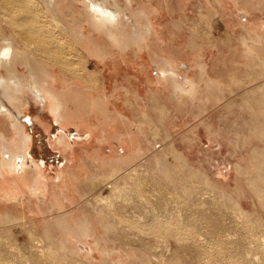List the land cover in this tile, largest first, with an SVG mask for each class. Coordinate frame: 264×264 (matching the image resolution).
Segmentation results:
<instances>
[{"label": "rangeland", "instance_id": "1", "mask_svg": "<svg viewBox=\"0 0 264 264\" xmlns=\"http://www.w3.org/2000/svg\"><path fill=\"white\" fill-rule=\"evenodd\" d=\"M27 1L32 4L35 2L33 4L35 7L30 5L32 11L36 10L37 12H34L39 17V21L38 17L36 18L38 25L35 27H40L41 20V26L48 30L46 32L51 31L48 33L51 35L49 39L47 33L45 35L47 44L43 40L41 43H37L41 40L37 39L38 35L35 36L37 40L34 39L37 41L36 44L33 40L34 34L31 38L33 42L30 37L28 38L25 32L30 33L31 26H28L27 30L25 28L26 31H22L11 27L0 18V30L6 37L14 38L17 47L24 53L27 52L25 53L27 57L30 55L29 57L32 59L45 62L54 71L55 94H69L67 96L69 101L66 99L67 107H65V112L68 110L66 116L69 121H57L49 107V101L47 100V105L42 104L33 100L31 95H25L22 98L27 104L24 114L18 115L17 111L10 107L15 116L18 115L16 118L24 126L30 142L26 159H23L22 153L16 156L15 170L12 174L17 177V180L12 179L10 172L5 174V178L0 176V212L10 213L13 217L24 219V223H26L24 225L27 226L22 224H17V226L15 222L0 224V264H56L57 261L58 264H65V262L66 264L67 262L69 264H264V68L262 67V70L260 67L256 68L261 73L242 74L241 79H235L233 84L237 86L235 90L226 88L227 85H223L225 86L223 88L208 90V85L217 84L215 79L222 81L225 77L219 76L216 72V69L223 67L225 63L217 62L216 65L210 66L206 55L213 51L212 48L215 47L217 40L223 42L226 48L229 43L236 44L238 40V36L227 28L219 18L224 3L232 0H117V3L123 9L127 8L130 12L134 11L145 18L147 17L151 21L153 32L166 30L171 35L176 33L181 46L174 52L165 53L164 57L183 55L180 63L177 64L179 74L176 79L182 84L192 83V85L189 83L191 86L189 85L188 95L182 97L181 93L175 92L178 100L195 96L198 84V97L205 98L213 94L229 99L235 95L241 96L244 102L252 104L257 121V128L254 131L256 135L241 137V148L245 146L254 148L252 158H248L244 161L245 163L242 162L248 167H243L241 163L239 164V160L230 158L232 154L229 149L232 147H225L223 140L218 141L219 144L215 145L200 134L199 136L191 134V123L193 122L190 117L187 120L185 117L186 113H191V110L194 112V108H198L192 103L187 106L182 105L180 109L175 110L174 121L171 123L174 127L169 128L168 126L171 134L166 127L167 117L164 122H161V119L154 122L149 116L146 119L144 117L145 128L142 130V137L145 142V153L139 159H135L133 157L135 155H133L134 160L124 157V160L126 159L124 166L114 168V170L121 169L119 174H117L118 172L117 175L115 174L116 177H112L115 185L112 180V182H105L107 181L105 178L100 183L102 177L96 180L90 178L81 184H69V169L76 168L74 163L77 160L75 147L91 145L94 143L96 134L94 137L80 133L72 134L74 132H67L65 129L89 113L87 108L83 110L79 104L71 100V96L86 100V104L91 103L93 107H95L93 103L101 99L108 101L118 100L121 97V63L125 62L126 51L131 46L122 50L91 27L89 22L84 19L87 16L81 0L71 1L76 11L73 20L64 14V6L68 4V1H62L55 6V11L60 18H63L68 33L57 27L56 20L49 17L51 15L46 12V5L42 0ZM109 2L112 8L115 7L113 0H109ZM238 17L241 22L248 20L241 13L238 14ZM123 19L126 22L127 16L124 15ZM52 20L53 22L55 20L56 25ZM51 23L56 27L53 28ZM126 23L130 32L134 34L132 36L139 38L140 36L133 31L131 20ZM48 24L49 26H47ZM20 34L23 38L20 37ZM254 34H259L264 38L260 33ZM96 35L99 37L98 40L95 39ZM26 36L28 40L24 42ZM29 36L31 35L29 34ZM185 36H188L187 41L184 40ZM192 36L197 38H195L194 46L190 45ZM28 41L33 43L32 46ZM92 43L97 45H92ZM132 56L133 52L129 49L128 59L130 60ZM142 60L150 66L151 70L153 65L151 56L148 53L143 54ZM257 60L259 59L257 58ZM207 65L210 66L208 67L209 71L205 72ZM19 68L20 70L24 69V67ZM196 68L199 69L197 73L191 74ZM181 70L191 74L193 78L195 77L197 84L185 74L183 76ZM157 74L159 75L158 82L167 85L164 82L161 67L159 73L157 69L152 71V76L155 79H157ZM129 78L135 79L136 77L134 74H129ZM237 80H239V84H235ZM84 94L85 96H83ZM0 100L8 106L2 94H0ZM46 114L51 115L55 123L60 126L57 128L55 125L53 128L56 130H53L49 135H44L39 124L34 121V119L41 118L42 122H49L50 119ZM5 123L4 118H0V128L6 129L4 135L8 139L16 141L15 133L7 130ZM28 124H32L33 128L28 130ZM81 124L88 128V124ZM154 128L158 130H154ZM112 138L108 136L106 141H111ZM246 141L249 144H245ZM57 149L60 150L59 153L65 161L61 160ZM0 153H2L1 150ZM2 154H5L6 160L11 159L8 152ZM78 155L80 163L86 166L83 153H78ZM235 156L237 157L238 153H235ZM69 162H72V167ZM164 166H167L166 170ZM133 169H136L135 174L132 172V175L131 173L129 175L128 173L134 171ZM80 171L84 172L82 168ZM110 171L102 175L108 176ZM121 171L123 172L121 173ZM164 171L170 172V176L168 173L165 175ZM35 175H39L41 187L39 192L30 191V181ZM131 176L133 179V181L129 179L131 183H134L138 178L137 186L128 182L129 180L126 181ZM204 176L208 180L206 183ZM202 178H204V182ZM3 180L4 182L1 183ZM75 180H78L77 175ZM92 180L95 183L91 184ZM97 180L100 182L98 183ZM214 180H219L220 183H215ZM116 183L120 187L118 186L115 190ZM123 183L125 184L122 185ZM14 185L18 186L15 191ZM125 185L127 187L123 188ZM117 189L119 192H114ZM65 190L69 192L70 201L65 200L61 193ZM126 191L128 192L125 193ZM76 195L80 196L77 202L73 200ZM100 198L101 204L97 201ZM166 203L167 205H165ZM74 204H76V209L81 212V218L87 216L86 219L91 220L94 228H67L73 224L74 218L70 217L66 208H70ZM93 206L96 208H94L95 210ZM99 207L105 212L102 213ZM122 209H125V212ZM96 212L99 214L96 215ZM41 213L43 219L40 218ZM45 213H49L50 217L44 215ZM62 216L65 217L62 218ZM107 220L111 222V225ZM10 225L12 228H9ZM56 225H62L65 228ZM112 226L115 228L112 229ZM46 230H49L50 233L47 234ZM65 231H72V234L67 237L71 241L68 249L70 257L67 261L62 260V253L59 250ZM52 238L55 240L50 241ZM55 255L56 257L60 255L61 259H54ZM53 260H57L56 263Z\"/></svg>", "mask_w": 264, "mask_h": 264}, {"label": "crops", "instance_id": "2", "mask_svg": "<svg viewBox=\"0 0 264 264\" xmlns=\"http://www.w3.org/2000/svg\"><path fill=\"white\" fill-rule=\"evenodd\" d=\"M221 9L219 18L227 28L238 36L237 39L239 41L237 40L236 44L229 43L228 48H226L223 42L217 40L215 47L212 46L213 51L209 55H206V59L210 61V66L216 65L217 62L225 63L223 67H219V69L215 68L219 76L225 77L222 81L215 79L217 84L212 83L210 84L212 86L208 85V90L211 88H223L226 85V88L235 90V87H237L233 85L235 79H241L242 74L255 73L258 64L257 58L264 60V38H262L263 46L259 47L260 49L255 56H252L249 52V46L252 43L249 37L253 36L256 32L264 37V0L227 1ZM240 13L248 18L246 22H241L238 19V14ZM129 35L130 41H139L140 46L130 47L129 49L133 52L132 58L129 60L127 57L128 49L126 51V58H124L125 62L122 61L121 63V97L118 100L106 101L101 99L93 104L95 107L91 103H83L81 107L89 110L88 115L77 119L75 124L69 125L65 129L67 132H74L72 134L80 133L92 135V137L96 134L94 143L91 145H78L75 147L74 151L77 154V160L74 163L76 164V168L69 169V184L85 183L86 180L91 178V174H104L110 170H114V168H121L126 162L124 157H130V160L133 157H136L135 159L143 157L145 153V142L142 137V130L145 128L143 117L147 115L152 121H159V104L167 110L166 120L168 123L166 127L170 134L171 130L169 128L174 127L171 123L174 121L175 110L180 109L182 105L187 106V104L193 103L198 108H194V112L191 110V113H186L187 116L185 117L186 120L190 117L193 122L191 123V134L193 136H199L200 134L215 145L219 144L218 141L223 140L225 147H232V149H229L230 154H232L230 158L239 160V164L245 163L244 161L248 158L251 159L254 148L246 146L241 148V137L256 135L254 131L257 128V121L252 104L244 102L241 96L235 95H232V98L229 99L214 96L213 94L205 98L198 97L199 85L196 82V78L191 76V74L195 75L197 73L198 68L193 69L194 71L191 74L181 70L183 76L185 74L194 80L198 91L195 96L178 100L174 84L170 82L168 85H162L158 82V74L157 79L152 76L154 69H157L159 73L161 65H164L163 57L165 53L174 52L175 49L178 50L181 46V43H178L180 40L177 39L176 33L171 35L166 30H163V32L159 30L141 38L132 36V33ZM95 39L98 40L99 37L96 35ZM184 40L187 41L188 36H185ZM146 53L152 58L153 65L151 70L150 66L142 60V55ZM210 66H206L207 71L205 72L209 71L208 67ZM170 67L169 65V69ZM129 74H134L136 78L130 79ZM221 82L224 83L222 84ZM46 115L50 119L49 122H42L41 118H38V120L34 119V121L39 124L44 135H49L53 130H56L53 128L55 125L57 128L60 126L55 123L51 115ZM81 123H86L89 127L86 128ZM28 125V130L29 128H33L32 124ZM108 136L113 138L107 142L106 137L108 138ZM245 144H249V142L246 141ZM57 151L58 153L60 152L58 149ZM78 153H83L86 166L80 163ZM235 153H238L237 157ZM60 156L61 160L65 161L63 156ZM69 165L72 167V162H69ZM242 166L248 167L246 164H242ZM81 168L84 170L83 173L80 171ZM76 175L78 180H75ZM214 182L220 183L219 180H214ZM77 195L73 198L76 202L80 197ZM75 206L76 204L70 208H66V211L70 213V217L74 218L73 224L67 226V228H78L74 224L79 221L78 218H81L82 214ZM78 212L79 214L76 216ZM54 214L57 215L55 212ZM41 215L42 213L40 214V218L43 219ZM44 215L50 217L49 213H45Z\"/></svg>", "mask_w": 264, "mask_h": 264}, {"label": "bare ground", "instance_id": "3", "mask_svg": "<svg viewBox=\"0 0 264 264\" xmlns=\"http://www.w3.org/2000/svg\"><path fill=\"white\" fill-rule=\"evenodd\" d=\"M43 3H45L46 7V12L49 13V17H51V19H55L56 20V23H57V27L61 28L63 32H66L68 33L67 29L65 28L64 26V22H63V18H60L59 15L56 13L55 11V6L60 3V2H64V1H68V4L64 6V14H66V16L70 19H75V7L74 5L71 3L72 0H42ZM82 1V5H84V8H85V12H86V16L87 18H84L86 22H89L90 26L93 27L96 31L100 32L102 35L106 36L109 41L112 42V44L116 45V46H119L120 48H122V50L126 47H130L132 48V46H135L137 47L140 43L139 41H130V38H129V34L131 33L130 30H129V27H127V23L128 20H131V24H132V27H134L133 31L136 33V35L140 36L139 38L141 37H144L146 36L147 34H151L153 33V26L151 24V21L149 19H147V17L145 18L144 16H142L141 14H137L136 12L132 11L130 12L127 8L126 9H123L122 6H120L117 2V0H113L114 1V5L115 7H111L110 6V2L109 0H81ZM218 2V1H217ZM0 15L2 18V21L6 22L8 25H10L11 27L13 28H17L19 30H24L26 28V30L28 29V26L30 27V33H26L28 38L30 37L34 39H36L35 36L38 35L37 39H41L39 40L38 42L36 40H34L35 44L36 42L37 43H41V41L43 40L46 41L45 39V35L47 33V36H48V39H49V35L48 33L51 32H46V30L41 26L42 25V22L40 20V27L39 26H36L35 25H38V21H39V17H38V14L35 13L34 11L36 10H33L32 11V8L30 5H33L32 3L28 2L27 0H0ZM30 3V4H29ZM34 6V5H33ZM32 6V7H33ZM35 7V6H34ZM111 7V8H110ZM37 12V11H36ZM127 16V21L125 22L124 19H123V16ZM38 17V21H36ZM125 18V17H124ZM149 18V17H148ZM55 20L52 22L56 25L55 23ZM46 22V21H45ZM130 22V21H129ZM44 23V21H43ZM50 24V23H49ZM49 24L47 26H49ZM52 24V23H51ZM45 26H46V23H45ZM51 26V25H50ZM53 26V24H52ZM130 26V25H129ZM56 27V26H53V28ZM45 28H49V27H45ZM58 28V29H59ZM24 30V31H26ZM50 30V29H49ZM52 30V28H51ZM196 30V29H194ZM1 31V30H0ZM29 31V30H28ZM48 31V30H47ZM56 31V30H55ZM195 32V31H194ZM21 33V32H20ZM54 33V32H53ZM3 31L0 32V94H2V96L4 97L5 101L7 102L8 106L5 105L4 103H2V101L0 100V118H4V122L5 123V127L7 126V130H11L12 132L15 133L16 137H17V140L16 141H13V140H10L8 139L4 134H5V130H2L0 128V145H1V152H8L10 154V160H6L5 158V154H2L0 153V169H1V172H0V176H3L5 178V174H8V172H10L11 174L14 172V163H15V160H16V156L20 153L23 154V159H26V156L28 154V148H29V142H30V138L27 136V133H26V130L24 128V126L18 121V119L16 118V116L18 115H22L24 114V111L26 109V106L27 104L22 100V98L25 97V95H31L33 100L37 101V102H40L42 104H46L47 105V100L49 101V107L51 108L52 110V113L54 115V117L57 119V121H62V122H67V120L69 119L67 116H66V111L65 112V107H67V96L69 94H62V95H59V94H55V88H54V84H53V81H54V71H52V69L50 67H48L46 65L45 62H42V61H37L35 59H32L31 57H29L30 55H28V57L26 56L27 52H23L19 47H17L16 45V40L14 38H11V37H6L5 35H3ZM23 34V33H22ZM29 34L31 36H29ZM34 34V36H33ZM52 34V33H51ZM195 34V33H194ZM21 35V34H20ZM134 35V34H133ZM24 36V34H23ZM24 37L25 39L27 38ZM33 36V37H32ZM54 36V34H53ZM22 37V35L20 36ZM42 37V38H41ZM249 37V36H248ZM23 38V37H22ZM54 38V37H53ZM138 38V37H137ZM195 36H192V39L190 40V45L191 46H194V44H196V40H195ZM249 38H251L252 40V43L251 45L249 46V52L252 56H255V54H257L258 50L260 49L259 47L263 46V41H262V37L259 35V34H253V36H250ZM248 38V39H249ZM20 39V38H19ZM29 39V40H30ZM56 39V38H55ZM134 39V37H133ZM132 39V40H133ZM197 39V38H196ZM24 40V39H23ZM21 40V42L23 41ZM28 39H26V41L24 42H27ZM52 40V39H51ZM50 40V41H51ZM250 40V41H251ZM32 41V39H31ZM31 41H28L29 43H31V46H32V42ZM54 41V40H53ZM86 41V40H85ZM23 43V42H22ZM21 43V44H22ZM45 43V42H44ZM24 44V43H23ZM22 44V46H23ZM26 44V43H25ZM28 44V43H27ZM46 44H47V41H46ZM45 44V45H46ZM142 44V43H141ZM30 45V44H29ZM43 46V43L41 44ZM92 45H97V44H93ZM140 46V45H139ZM138 46V47H139ZM28 47V46H27ZM30 47V46H29ZM92 47V46H91ZM94 47V46H93ZM24 48V47H23ZM45 48V47H44ZM57 48V47H56ZM89 48V47H88ZM53 49V48H52ZM69 49V48H68ZM91 49V48H90ZM97 49V48H95ZM141 49V48H140ZM25 50V49H23ZM26 50H28L26 48ZM86 50V49H85ZM93 50V49H92ZM192 50H193V47H192ZM90 51V50H89ZM100 51V50H98ZM97 51V52H98ZM29 52V51H28ZM68 52V50H67ZM73 52V51H71ZM96 52V53H97ZM101 52V51H100ZM99 52V53H100ZM122 52V51H121ZM103 54V53H102ZM71 55V54H70ZM96 55V54H95ZM100 56H102L100 54ZM183 58V55L182 56H174V55H170L168 56V58L166 57H163L164 59V65H161V70L163 72V76H164V82H166V84L168 85L170 82L172 84H174V90L175 92H179L181 93V96H185V95H188L189 94V88L190 86L192 85V83L190 82H187L185 84H182L180 83L177 79H176V76L179 74V70H178V62ZM259 59V58H258ZM106 61V60H105ZM116 63V62H115ZM180 63V62H179ZM169 65L171 66L170 69H169ZM23 68L22 70H20V68ZM257 67H260V69L262 70L264 68V60H261L259 59L258 60V66ZM256 67V68H257ZM263 67V68H262ZM256 72H260L258 69L256 70ZM264 72V71H263ZM251 73V72H250ZM261 73V72H260ZM263 76V75H262ZM78 78V77H77ZM249 78H250V75H249ZM191 85H190V84ZM239 80L236 81L235 84H239ZM189 87H188V86ZM264 87V86H263ZM261 87V88H263ZM89 88H92V87H89ZM94 89V88H93ZM95 90V89H94ZM260 91H263V90H260ZM74 92V91H73ZM58 93V92H57ZM72 95V94H70ZM75 95V94H74ZM264 95V94H263ZM85 96V94L83 95ZM260 96V95H259ZM76 97V96H75ZM78 97V96H77ZM261 97V96H260ZM71 100L75 101L77 104H79V106H82L83 103L86 104V100H82V99H79V98H73L71 96ZM89 98V97H88ZM67 99V100H66ZM70 100V101H71ZM93 101V99H91ZM90 100V101H91ZM69 101V100H68ZM83 101V102H82ZM91 101V102H92ZM261 101V100H260ZM81 103V104H80ZM93 103V102H92ZM95 104V103H93ZM261 104V103H260ZM84 106V105H83ZM158 106V104H157ZM156 106V107H157ZM160 119H161V122H164L165 121V118L167 117V110L162 106L160 105ZM14 108L16 111H17V114L15 116V114L13 113L12 109L10 108ZM46 107V106H45ZM155 107V108H156ZM263 107V105H262ZM83 108V107H82ZM79 109V108H78ZM84 110V109H83ZM93 110V109H92ZM81 111V110H80ZM145 119L147 118V115L144 116ZM143 117V118H144ZM69 121V120H68ZM69 124V123H68ZM155 126V125H154ZM89 127V126H88ZM156 128H154L155 130ZM158 130V129H156ZM152 132V131H151ZM157 132V131H156ZM156 134V133H155ZM158 134V133H157ZM156 142V141H155ZM154 145V144H153ZM152 146V145H151ZM153 147V146H152ZM136 158V157H135ZM22 159V160H23ZM181 160V159H180ZM157 162V160H156ZM159 162V161H158ZM184 162V161H182ZM133 163V162H132ZM158 164V163H157ZM166 164V163H165ZM164 164V165H165ZM23 165V164H22ZM185 165V164H184ZM131 166L133 167V165L131 164ZM135 166V165H134ZM165 167V170H166V167L167 166H164ZM185 167V166H184ZM24 168V166H23ZM168 169V168H167ZM121 170V169H120ZM120 170H113L112 172H110V174H108V176H103L101 173H98V174H91V179L93 180H96V179H101L102 177V180L101 182L98 181V183H102L103 181V178H105L107 181L105 182H108V181H113L114 180L112 179L113 176H115V174H119ZM132 170V169H131ZM134 171H131L129 172L128 174L132 175V172L133 174H135V171L136 169H133ZM170 170V169H169ZM168 170V171H169ZM41 171V169H40ZM130 171V170H129ZM123 171H121L122 173ZM128 172V171H127ZM166 173H164L165 175H167V171H164ZM170 173V172H169ZM168 173V175L170 176V174ZM116 174V175H117ZM124 174H125V171H124ZM173 174V173H172ZM123 175V174H122ZM127 175V174H126ZM203 175V174H202ZM14 176V177H13ZM26 176V175H25ZM90 176V175H89ZM134 177L136 175H133ZM200 176V175H199ZM116 177V176H115ZM119 177V175H118ZM128 177V176H126ZM125 177V178H126ZM130 177V176H129ZM168 177V176H167ZM205 177V176H204ZM11 178V176H10ZM24 178V177H23ZM114 178V177H113ZM122 178V177H121ZM137 178V177H136ZM7 179V178H6ZM4 179V180H6ZM12 179L14 181L17 180V177L15 175L12 174ZM19 179V178H18ZM26 179V178H25ZM131 180L132 179V176L131 178H127L126 181L128 180ZM170 179V178H169ZM206 179V177H205ZM4 180L1 182L3 183ZM20 180V179H19ZM28 180V179H27ZM90 180V179H89ZM90 181L91 184L92 182L95 183V181ZM121 180V179H120ZM123 180V179H122ZM128 181L131 183V181ZM135 180V179H134ZM138 180V178H137ZM137 180L134 181V183H131V184H135L136 185V182ZM141 180V179H139ZM203 182H204V178H202ZM29 181V180H28ZM111 181V182H112ZM119 181V180H118ZM133 181V179H132ZM143 181V180H141ZM170 181V180H169ZM208 180L206 179L205 180V183L207 182ZM22 182H24L22 180ZM103 182V183H105ZM117 182V181H116ZM120 182V181H119ZM123 182H125L123 180ZM126 182V183H128ZM139 182V181H138ZM145 182V181H143ZM141 182V183H143ZM17 183V182H16ZM140 183V184H141ZM171 183V182H170ZM112 184V183H111ZM118 183H116V186L117 187H113L115 190L116 188H118V186L120 187V185H117ZM125 183H123L122 185H124ZM138 184V185H140ZM144 184V183H143ZM142 184V186H143ZM175 184V183H174ZM173 184V185H174ZM1 185V184H0ZM16 185V184H15ZM13 186V189L14 191L17 189L18 186ZM21 185V184H20ZM30 191L31 192H34V191H38L40 190V181H39V175H35L34 178L30 181ZM29 185V186H30ZM107 185V184H106ZM113 185H115V182L113 183ZM121 185V186H122ZM129 185V184H128ZM177 185V184H176ZM5 186V185H4ZM92 186V185H91ZM137 186V185H136ZM175 186V185H174ZM3 187V185H2ZM1 187V188H2ZM16 187V188H15ZM127 187L126 185L123 186V188ZM8 188V187H7ZM112 188V187H111ZM132 188V187H131ZM135 188V187H134ZM137 188V187H136ZM140 188V187H139ZM11 189V188H10ZM19 189V188H18ZM120 189V188H119ZM7 190V189H6ZM114 192H119V190L117 189V191ZM127 190V189H125ZM129 190V189H128ZM177 191V189H175ZM10 191V190H8ZM13 191V192H14ZM24 191V190H23ZM135 191V190H134ZM124 192V191H123ZM122 192V193H123ZM128 191H126L125 193H127ZM9 193V192H8ZM12 193V192H11ZM20 193V192H19ZM65 198V200H69L70 201V195H69V192L68 190H65L64 192L62 191L61 192ZM123 193V194H125ZM139 193V192H138ZM137 193V194H138ZM58 194V193H57ZM129 194V193H128ZM139 195V194H138ZM141 195V194H140ZM27 197H29V195H26ZM98 197V195H96ZM114 196V195H112ZM87 197V196H86ZM95 197V196H94ZM96 197V199H97ZM116 197V196H115ZM130 197V196H129ZM7 198V197H6ZM99 198V197H98ZM88 199V198H87ZM120 199V197H119ZM146 199V198H145ZM61 200V199H60ZM64 200V199H63ZM104 200V199H103ZM123 200V199H122ZM126 200V199H125ZM130 200V199H129ZM136 200V199H135ZM139 200V198H138ZM147 200V199H146ZM166 200V199H165ZM95 201V200H94ZM97 201H101V198L100 200H97ZM95 201V202H97ZM150 201V200H149ZM163 201V200H162ZM98 202V204H99ZM119 202H121L119 200ZM135 202V201H134ZM138 202V201H137ZM140 202V201H139ZM146 202V201H144ZM152 202V201H151ZM234 202V201H233ZM58 203V202H57ZM62 203V202H61ZM102 203L104 204V202L102 201ZM123 203V202H122ZM120 203V204H122ZM159 203V202H157ZM164 203V201H163ZM162 203V204H163ZM170 203V202H169ZM101 204V202H100ZM102 204V206H103ZM115 204V203H114ZM129 204V203H128ZM147 204V203H146ZM236 204V203H235ZM91 205V204H90ZM94 205V204H93ZM137 205V204H136ZM139 205V204H138ZM148 205V204H147ZM153 205V204H151ZM167 205V203L165 204ZM25 207V205H22ZM101 206V207H102ZM141 206V205H140ZM146 206V205H145ZM150 206V204L148 205ZM173 206V205H172ZM28 207V206H27ZM26 207V208H27ZM113 207V206H112ZM128 207V206H127ZM137 207V206H136ZM167 207V206H166ZM95 207L93 206V209ZM103 208V207H102ZM108 208V207H107ZM63 209V207H62ZM96 209V208H95ZM94 209V210H95ZM110 209V208H108ZM107 209V210H108ZM61 210V209H59ZM99 210H102V213L104 211V209H100L99 207ZM125 210V209H124ZM122 209V211H124ZM133 210V209H132ZM131 210V211H132ZM161 210V209H160ZM127 211V209H126ZM130 211V210H129ZM100 212V211H99ZM99 212H96V215L97 213L99 214ZM105 212V211H104ZM110 212V211H108ZM125 212V211H124ZM62 213V212H61ZM112 213V212H111ZM108 214V213H107ZM127 214V213H125ZM131 215V214H130ZM109 216V215H107ZM65 217V216H64ZM62 216V218H64ZM87 217V216H86ZM86 217H82L79 219L78 222H76L74 225L78 226V228H94L93 224H91V220L90 219H86ZM106 217V216H105ZM110 217V216H109ZM109 217H108V220H109ZM60 218V217H59ZM103 218V217H102ZM83 219V220H81ZM107 219V218H106ZM114 219V218H113ZM63 220V219H62ZM65 220V219H64ZM107 220V221H108ZM117 220V219H116ZM134 220V219H133ZM138 220V219H136ZM24 219H21V218H18V217H13L10 213H1L0 212V224H13L12 222H15L16 225L19 224V225H23V226H27V225H24L26 223H24ZM60 221V220H59ZM105 221V222H107ZM112 221V220H111ZM109 222V225H111L110 221ZM121 223V221H120ZM119 223V224H120ZM58 224V223H56ZM63 224V223H61ZM69 224H70V221H69ZM15 225V224H14ZM12 225V226H14ZM108 225V223H107ZM106 225V226H107ZM108 225V226H109ZM18 226V225H17ZM57 227H62L63 229L65 228V226H62V225H56ZM116 226V224H115ZM4 227V226H3ZM1 227V228H3ZM11 227V225L9 226V228ZM47 227V226H46ZM45 227V228H46ZM73 227V225H72ZM5 228H8V226ZM12 228V227H11ZM26 228V227H25ZM32 228V227H31ZM115 228L114 226H112V229ZM118 228V227H117ZM122 228V227H121ZM29 229V227H28ZM62 229V230H63ZM74 231V230H73ZM72 231H65V234L63 235L64 237H62V240H61V245L59 247V250L60 252L62 253V260H69V255L70 253L69 252V246L71 244V241H69V239L67 238L69 235H71ZM29 233H31L29 231ZM46 233L49 234L50 231L49 230H46ZM33 234V233H32ZM67 234V235H66ZM48 239V238H47ZM50 239V238H49ZM55 239L52 238V240L50 241H53ZM60 240V239H59ZM206 240V239H205ZM57 241V240H56ZM41 243H43L41 241ZM40 248V247H39ZM46 249V248H45ZM46 253V251H44ZM48 252V251H47ZM58 252V251H57ZM50 253V252H49ZM2 254V252H1ZM54 254V253H53ZM5 255V254H4ZM49 255V254H47ZM52 255V254H51ZM61 255V254H60ZM60 255H58L59 257H56V255L53 257L54 259L55 258H59L61 259ZM6 256V255H5ZM2 257H4L2 255ZM46 257V256H45ZM52 257V256H51ZM76 257V256H75ZM73 257V258H75ZM47 258V257H46ZM72 258V259H73ZM77 258V257H76ZM75 258V259H76ZM52 259V258H51ZM48 260V259H47ZM58 260V259H57ZM56 260V261H57ZM55 260H53L54 262ZM55 261V263H56ZM60 262V261H59ZM63 262V261H62ZM58 264V261L57 263ZM66 264V262H65ZM67 264H69V262H67Z\"/></svg>", "mask_w": 264, "mask_h": 264}]
</instances>
